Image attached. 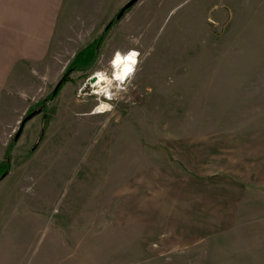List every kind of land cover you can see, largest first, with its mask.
<instances>
[{"label":"rangeland","instance_id":"1","mask_svg":"<svg viewBox=\"0 0 264 264\" xmlns=\"http://www.w3.org/2000/svg\"><path fill=\"white\" fill-rule=\"evenodd\" d=\"M128 1L73 0L0 90V264H264V0Z\"/></svg>","mask_w":264,"mask_h":264},{"label":"crops","instance_id":"2","mask_svg":"<svg viewBox=\"0 0 264 264\" xmlns=\"http://www.w3.org/2000/svg\"><path fill=\"white\" fill-rule=\"evenodd\" d=\"M73 0H0V90L19 62L47 57Z\"/></svg>","mask_w":264,"mask_h":264},{"label":"bare ground","instance_id":"3","mask_svg":"<svg viewBox=\"0 0 264 264\" xmlns=\"http://www.w3.org/2000/svg\"><path fill=\"white\" fill-rule=\"evenodd\" d=\"M139 63V52L136 49L130 48L127 51L117 50L114 52L110 60V73L105 71H97L92 77L96 81L91 82L94 88L92 93L102 94L105 98H112V86H122L127 80L132 77ZM110 109V103L101 101L96 106L94 113H105Z\"/></svg>","mask_w":264,"mask_h":264},{"label":"trees","instance_id":"4","mask_svg":"<svg viewBox=\"0 0 264 264\" xmlns=\"http://www.w3.org/2000/svg\"><path fill=\"white\" fill-rule=\"evenodd\" d=\"M131 9V8H130ZM129 9V10H130ZM119 19H117L116 18V20L115 21H118ZM99 42H102V38H99L98 40H97V42L96 43H99ZM91 49H93V45L92 44H89V45H87L85 48H83L82 50H80V52L79 53H77L76 55H75V57L73 58V60H72V62H71V64L73 65H75L76 67H84V64H85V61L87 60V57H91L92 56V50ZM69 69V68H68ZM62 78H64V81H63V83H62V85L60 86V87H62L63 86V84L65 83V81L67 80L66 78V76L64 75V76H62ZM60 89V88H59ZM57 95V94H56ZM55 96H53L52 95V98H54ZM48 99H51V98H47L46 100H48ZM46 100L45 101H43L42 103H40V106L38 107V108H40V107H43V108H45V106H46ZM38 108H36V109H38ZM33 110H35V109H33ZM33 110H31L30 112H32ZM43 117H44V119L45 120H47L48 119V115H46V114H44L43 115ZM45 128H43L42 129V132H41V135H40V139H42L43 138V135H44V133H45V130H44ZM14 140V139H13ZM34 149H36V145L34 146ZM8 157V156H7ZM8 162V163H7ZM7 162H4V163H2L1 165H0V180H1V178H2V176L4 175V174H6V175H8V173H9V167H10V164H9V161H7Z\"/></svg>","mask_w":264,"mask_h":264},{"label":"water","instance_id":"5","mask_svg":"<svg viewBox=\"0 0 264 264\" xmlns=\"http://www.w3.org/2000/svg\"><path fill=\"white\" fill-rule=\"evenodd\" d=\"M139 0H129L125 5L122 6V8L120 9V11L117 13L116 18L117 19H122L127 12L129 11L130 8H132ZM111 24H109L107 27H109ZM64 81V78H61V80L57 83V85L55 86L54 90H53V96H56V94L59 91L60 86L62 85ZM91 82L96 81L95 78L90 79ZM42 111V107L33 110L32 112L28 113L20 122V126L14 136V140L18 141V139L20 138V136L23 133V130L25 128V125L27 124V122H29L32 118H34L36 115H38L39 113H41ZM7 175L4 174L2 176L1 179L5 178Z\"/></svg>","mask_w":264,"mask_h":264},{"label":"flooded vegetation","instance_id":"6","mask_svg":"<svg viewBox=\"0 0 264 264\" xmlns=\"http://www.w3.org/2000/svg\"><path fill=\"white\" fill-rule=\"evenodd\" d=\"M113 23H114V22L112 21V24H113ZM42 112H44V108H42V111H41V113H42Z\"/></svg>","mask_w":264,"mask_h":264}]
</instances>
